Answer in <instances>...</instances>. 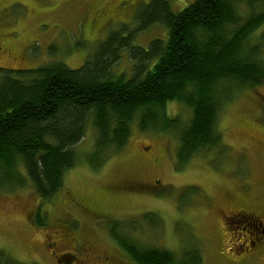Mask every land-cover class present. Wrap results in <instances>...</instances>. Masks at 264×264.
Here are the masks:
<instances>
[{
  "label": "rangeland",
  "instance_id": "374dc122",
  "mask_svg": "<svg viewBox=\"0 0 264 264\" xmlns=\"http://www.w3.org/2000/svg\"><path fill=\"white\" fill-rule=\"evenodd\" d=\"M92 1L0 0V44H7L0 51V68L30 70L63 63L77 69L112 32L133 36V46L141 49L168 36L161 24L139 28L138 14L149 10L152 0H128L118 11ZM193 1L170 0L172 11L180 12ZM239 4L247 14L245 3ZM261 33L264 26L258 36ZM258 42L264 52L262 36ZM131 55L128 50L121 52L115 74L133 75L136 61ZM166 113L185 125L193 116L190 106L175 101L167 104ZM217 118L222 143L195 154L187 163L178 157L175 135L158 129L143 131L139 115L126 146L119 150L109 146L99 153L98 128L90 120L75 147L79 161L65 174L63 188L54 199L42 201L30 183L0 193L3 262L33 264L40 245L34 231L40 224L35 220L50 223L66 215L62 224H70L89 239L94 253L120 247L110 232L120 224L143 246L166 249L180 258L194 249L202 264L233 263L222 250L229 248L230 236L242 232L244 224L232 228L236 224L231 221L226 232L235 234L225 237L221 217L245 211L264 218V84L237 93L223 104ZM73 201L89 212L76 208Z\"/></svg>",
  "mask_w": 264,
  "mask_h": 264
},
{
  "label": "trees",
  "instance_id": "16d2710c",
  "mask_svg": "<svg viewBox=\"0 0 264 264\" xmlns=\"http://www.w3.org/2000/svg\"><path fill=\"white\" fill-rule=\"evenodd\" d=\"M138 16L140 30L165 26L166 40L141 49L133 46V36L112 32L77 69L63 63L0 68V193L30 183L42 201L54 199L79 161L75 147L90 120L98 128L99 153L126 146L138 115L143 131L175 135L185 163L222 143L217 116L223 104L264 84L258 42L264 34H257L264 26V0H194L180 12L172 11L170 0H152ZM123 50L136 61L130 78L113 71ZM174 101L192 108L189 124L167 115L166 106ZM110 232L137 264H202L194 249L180 258L139 244L120 224ZM1 257L0 264H9Z\"/></svg>",
  "mask_w": 264,
  "mask_h": 264
},
{
  "label": "flooded vegetation",
  "instance_id": "af4514ba",
  "mask_svg": "<svg viewBox=\"0 0 264 264\" xmlns=\"http://www.w3.org/2000/svg\"><path fill=\"white\" fill-rule=\"evenodd\" d=\"M89 1L91 2L92 0ZM127 1L121 0L118 3L115 0H94L92 2H99L104 9L108 5V7L118 11V7L120 8ZM130 1L133 3V0ZM134 2L135 5H132L133 7L138 4V2ZM109 21L114 22V19L110 18ZM109 24L112 25V23ZM6 46V43L0 44V51L6 50ZM11 54L10 51L9 55ZM73 204L79 210L89 212L88 208L82 204L74 201ZM221 218L225 237L229 233L226 231L230 228L231 221L234 220L236 224L232 228H238L244 224L240 227L242 232L237 233L238 235L233 233L230 235L234 236L235 234V236L231 237L228 234L230 236V245L228 249L225 246L222 252L227 256L229 263L231 261L233 262L231 264H264V218L255 212L245 211L226 212ZM64 220L67 221L66 215L61 219L44 223V225H40V228L34 229L38 233V240H40V245L36 250L38 259L35 258L38 262H42V264H127V262L128 264H137L135 261L129 260L131 257L121 247H118V249L114 248L113 250L115 251L107 249L101 253H94L91 248V241L84 239L85 236L78 234L70 224L67 227L64 226L62 224ZM30 221L33 222V219ZM41 227L44 228L42 229ZM37 261L32 263L40 264Z\"/></svg>",
  "mask_w": 264,
  "mask_h": 264
}]
</instances>
